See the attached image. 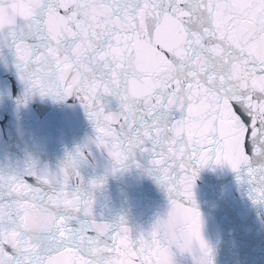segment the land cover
<instances>
[{"label": "snow or ice", "instance_id": "obj_1", "mask_svg": "<svg viewBox=\"0 0 264 264\" xmlns=\"http://www.w3.org/2000/svg\"><path fill=\"white\" fill-rule=\"evenodd\" d=\"M0 63L18 105L74 98L94 129L55 169L0 167V264H180L188 237L192 264H215L196 200L209 165L264 208V0H0ZM133 169L168 201L147 230L100 211Z\"/></svg>", "mask_w": 264, "mask_h": 264}, {"label": "water", "instance_id": "obj_2", "mask_svg": "<svg viewBox=\"0 0 264 264\" xmlns=\"http://www.w3.org/2000/svg\"><path fill=\"white\" fill-rule=\"evenodd\" d=\"M23 85L14 69L0 63V167L25 161L55 169L94 129L74 98L55 102L35 97L17 104ZM91 175L90 170H86ZM196 200L204 219V235L214 249L215 264H264V208L257 207L228 167L209 165L196 182ZM108 220L124 216L129 226L145 230L168 210L165 192L156 181L133 169L109 177L100 194ZM192 264L191 257H179Z\"/></svg>", "mask_w": 264, "mask_h": 264}, {"label": "clouds", "instance_id": "obj_3", "mask_svg": "<svg viewBox=\"0 0 264 264\" xmlns=\"http://www.w3.org/2000/svg\"><path fill=\"white\" fill-rule=\"evenodd\" d=\"M188 256H194L197 259H205L204 253L199 247V241L195 237H188V247L186 249Z\"/></svg>", "mask_w": 264, "mask_h": 264}]
</instances>
